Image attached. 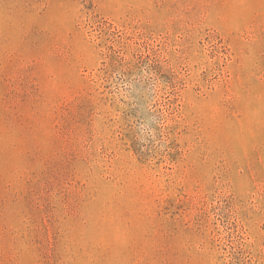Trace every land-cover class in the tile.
Wrapping results in <instances>:
<instances>
[{
	"label": "rangeland",
	"instance_id": "obj_1",
	"mask_svg": "<svg viewBox=\"0 0 264 264\" xmlns=\"http://www.w3.org/2000/svg\"><path fill=\"white\" fill-rule=\"evenodd\" d=\"M0 264H264V0H0Z\"/></svg>",
	"mask_w": 264,
	"mask_h": 264
}]
</instances>
